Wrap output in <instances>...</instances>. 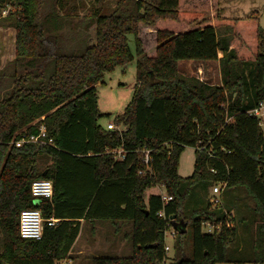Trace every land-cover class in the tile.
I'll use <instances>...</instances> for the list:
<instances>
[{
  "label": "trees",
  "instance_id": "trees-1",
  "mask_svg": "<svg viewBox=\"0 0 264 264\" xmlns=\"http://www.w3.org/2000/svg\"><path fill=\"white\" fill-rule=\"evenodd\" d=\"M87 1L0 0V24L14 31L11 57L0 65V264H58L71 257L81 223L98 220L114 230L127 224L131 253L93 255L91 264H162L164 231L187 221L190 245L179 264H263L264 118L248 112L264 99L258 17L206 13L218 0ZM134 55L132 96L113 119L123 128L109 129L98 123L95 85ZM182 59L217 60L220 83L181 73ZM40 125L45 136L27 141ZM185 146L194 147L193 168L181 176ZM142 149L149 169L138 173ZM35 178L51 180V198L34 202ZM217 182L222 202L211 207ZM155 184L172 199L146 196ZM237 188L252 202L250 222L229 205ZM32 207L60 219L37 239L18 232L20 210ZM222 208L233 226L202 231L203 219L224 222ZM238 222L247 231L241 243ZM185 231L175 229L180 244Z\"/></svg>",
  "mask_w": 264,
  "mask_h": 264
},
{
  "label": "rangeland",
  "instance_id": "rangeland-1",
  "mask_svg": "<svg viewBox=\"0 0 264 264\" xmlns=\"http://www.w3.org/2000/svg\"><path fill=\"white\" fill-rule=\"evenodd\" d=\"M101 1L106 5L113 6L116 0ZM214 9L221 16L242 17L246 15H256L260 25L264 28V0H218L216 8L207 9L206 13H211ZM6 11L7 9L2 11V15H4ZM222 28V26L219 27L220 30H222ZM13 34L14 31L12 26L0 24V65L11 57L13 52ZM143 36L144 38L147 37L149 41L148 35L145 34ZM126 40L131 52L134 54L133 35L131 33L126 34ZM145 47L147 51L150 50V44L148 42H146ZM218 55H220V53H218ZM135 68L136 56L134 55L133 59L129 62L115 65L111 70L105 71L101 82L95 85L97 107L99 111L103 113L98 118V123L102 126L105 127L109 121H113L115 114L121 112L130 101L133 92V84L135 83ZM178 69L183 74L195 75L210 83H220L217 60L200 62L182 59L178 62ZM193 160L194 147L185 146L178 158V174L181 176L189 175L193 168ZM162 190L163 189L159 185L157 186L155 184L145 190V195L147 196L150 192H160ZM236 191L237 198L234 199V203L229 204L228 202V204L231 205L235 211L237 209L238 212L240 211L239 213L246 214L248 219L247 222H250L253 217L248 206L250 207L252 202L245 197L243 189L237 188ZM114 226L115 224L111 225L107 220H98L93 223L82 222L79 236L76 238L71 249V257L63 259L58 264H91V256L93 255L114 254L122 256L130 254L131 241L127 224H119L118 230H114ZM185 229L186 237H184L181 244L179 243V235L177 233L171 234L173 231L172 228L169 227L165 231L164 244L168 246V249L165 250V257L162 264H173L179 258L181 250L182 252L187 251L190 245L191 231L189 221L185 224ZM237 230L239 242L241 243L243 240H247V231L240 222H238ZM230 252L233 254L236 253L231 248ZM215 264L232 263L217 262Z\"/></svg>",
  "mask_w": 264,
  "mask_h": 264
},
{
  "label": "built area",
  "instance_id": "built-area-1",
  "mask_svg": "<svg viewBox=\"0 0 264 264\" xmlns=\"http://www.w3.org/2000/svg\"><path fill=\"white\" fill-rule=\"evenodd\" d=\"M250 114H253L257 116L260 121L264 118V99L259 100L256 105L248 111ZM106 127L109 129H122L123 127L116 125L113 121H109L106 124ZM45 136V129L43 125H40L38 132L36 134H29L25 139L27 141H37L38 139ZM23 139H19L16 141V145H19L22 142ZM114 153L116 157L121 156V149L120 148H114L110 150ZM141 161L142 164L145 166L144 169L138 170V173L144 172L146 169H149V161L150 156L147 149L141 150ZM224 182H217L210 186L208 190V202L210 203L211 207H220L221 206V190ZM160 186L163 190L159 193L160 199L163 203H166L167 201L172 199V195L166 193L164 187L162 184H157V186ZM29 190L31 193V196L33 197L34 202H38L42 198H51L52 195V182L48 178H35L30 182ZM222 211L224 213V222L222 219L219 220H213V219H203L200 221V226L202 231L213 233L221 229L222 224L226 227L233 226V222L229 220L228 218L231 216V212L225 210L222 208ZM158 215H163V210L158 211ZM60 219L58 217L49 216L44 217L42 215V212L37 207L32 208H24L20 210L18 215V232L21 237L25 238H40L43 232L44 226L53 227L55 226ZM172 228V227H170ZM173 229V228H172ZM167 230V229H166ZM165 230V231H166ZM164 231V234H165ZM175 230L171 232V234H174ZM168 246L164 244V250H167ZM264 264V263H263Z\"/></svg>",
  "mask_w": 264,
  "mask_h": 264
},
{
  "label": "water",
  "instance_id": "water-1",
  "mask_svg": "<svg viewBox=\"0 0 264 264\" xmlns=\"http://www.w3.org/2000/svg\"><path fill=\"white\" fill-rule=\"evenodd\" d=\"M184 223H179L178 224V226L176 227L175 225H173V229L175 230L176 228L178 229V230H180V232H182V231H184ZM179 228H181V229H179ZM173 264H179V261H175ZM258 264H260V263H258Z\"/></svg>",
  "mask_w": 264,
  "mask_h": 264
},
{
  "label": "crops",
  "instance_id": "crops-1",
  "mask_svg": "<svg viewBox=\"0 0 264 264\" xmlns=\"http://www.w3.org/2000/svg\"><path fill=\"white\" fill-rule=\"evenodd\" d=\"M192 61L206 62V61H204V60H203V61H202V60H192ZM78 236H79V234H78Z\"/></svg>",
  "mask_w": 264,
  "mask_h": 264
}]
</instances>
